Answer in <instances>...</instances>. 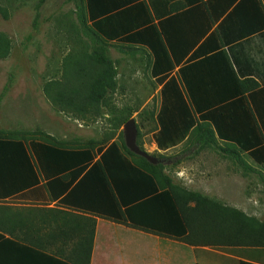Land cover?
<instances>
[{"label":"trees","instance_id":"obj_1","mask_svg":"<svg viewBox=\"0 0 264 264\" xmlns=\"http://www.w3.org/2000/svg\"><path fill=\"white\" fill-rule=\"evenodd\" d=\"M68 1L75 3L85 34L97 40L99 49L75 57L63 81L47 84L44 91L55 108L84 119L100 106L107 107V95L116 89V73L100 53L108 44L129 51L141 48L152 55L151 75L161 87L153 135L158 150L189 143L203 150L222 142L228 146L221 148L225 156L244 172L255 171L243 155L264 170V83L249 79L261 65L256 54L264 58L259 47L264 41L261 0ZM11 51V39L0 33V60ZM218 77L224 83H217ZM73 83L87 84L78 90ZM112 114L117 129L131 120L130 115ZM18 135L21 138L9 133L0 137V200L48 194L60 205L191 246L264 248V225H255V242L245 244L242 235L253 230L250 220L233 212L247 225L230 224L227 208L172 183L162 165L127 148L123 132L119 141L107 146L81 149L57 145L52 137L51 143L26 142L24 133ZM7 225L0 224V242L12 243L14 230ZM235 226L240 235L228 243V227ZM218 232L224 244L215 240ZM1 252L2 245L0 264Z\"/></svg>","mask_w":264,"mask_h":264},{"label":"rangeland","instance_id":"obj_2","mask_svg":"<svg viewBox=\"0 0 264 264\" xmlns=\"http://www.w3.org/2000/svg\"><path fill=\"white\" fill-rule=\"evenodd\" d=\"M0 33L12 41L10 56L0 60V137L9 133L19 139L18 133H24L26 142L51 143L48 138L52 137L55 144L65 147H103L119 141L122 132L125 141V125L117 129L112 113L130 115L137 123V144L158 160L153 165H162L163 173L186 192L199 193L227 208L230 224L243 226L250 220L253 230L248 228L251 232L242 235L243 242H255L251 241L255 225H264V170L243 155L255 171L244 172L225 156L221 148L228 146L222 142L203 150L189 143L158 151L153 135L158 129L161 87L151 75L153 57L149 51H129L116 44L103 48L100 54L116 73V89L108 93L107 107L100 106L82 119L75 113L60 112L44 91L50 82L63 81L66 67L72 68L75 57L90 56L99 49L97 40L85 34L75 3L0 0ZM73 84L81 90L87 83ZM239 226L228 227V243L237 241L231 237L240 235ZM214 234L217 242L225 243L219 232ZM228 250L264 259V248L233 245Z\"/></svg>","mask_w":264,"mask_h":264},{"label":"crops","instance_id":"obj_3","mask_svg":"<svg viewBox=\"0 0 264 264\" xmlns=\"http://www.w3.org/2000/svg\"><path fill=\"white\" fill-rule=\"evenodd\" d=\"M261 2L264 5V0ZM259 47L264 50V41ZM256 55L261 65L254 67L258 74L249 79L264 83V58ZM217 83L224 82L218 77ZM15 201L18 203L8 204ZM5 221L14 230V238L5 234L12 243L0 242L2 264H264L258 257H244L224 248L191 246L63 206L51 201L48 194L0 200V224Z\"/></svg>","mask_w":264,"mask_h":264},{"label":"water","instance_id":"obj_4","mask_svg":"<svg viewBox=\"0 0 264 264\" xmlns=\"http://www.w3.org/2000/svg\"><path fill=\"white\" fill-rule=\"evenodd\" d=\"M138 128L134 119L129 120L125 125V144L127 148L137 156L145 158L151 164H157L158 160L144 151L138 144Z\"/></svg>","mask_w":264,"mask_h":264}]
</instances>
